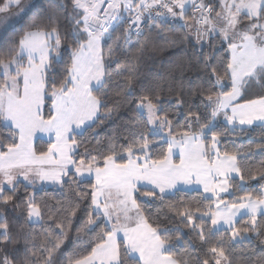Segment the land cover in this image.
Instances as JSON below:
<instances>
[{
	"label": "snow or ice",
	"instance_id": "6c2138e0",
	"mask_svg": "<svg viewBox=\"0 0 264 264\" xmlns=\"http://www.w3.org/2000/svg\"><path fill=\"white\" fill-rule=\"evenodd\" d=\"M36 7L0 0V264H264V0ZM154 36L179 77L140 78Z\"/></svg>",
	"mask_w": 264,
	"mask_h": 264
},
{
	"label": "trees",
	"instance_id": "16d2710c",
	"mask_svg": "<svg viewBox=\"0 0 264 264\" xmlns=\"http://www.w3.org/2000/svg\"><path fill=\"white\" fill-rule=\"evenodd\" d=\"M53 2L56 4H61L67 2V0H53ZM34 3L37 7L33 9V12L43 11L47 7L49 0H34ZM19 30L20 24L13 23L7 31H0V44H3L9 38L13 37L16 33L19 32ZM175 31L180 32L181 30L179 28H176ZM171 34V28L165 30V35ZM135 39L136 37H133V42L135 41ZM154 40V47H150L144 53V59L140 65V78L143 79L144 77L153 76L167 77L170 72L179 77L181 75V73L178 71L179 65L191 60L193 57V53L195 50L193 49L192 45L187 42L183 44L166 43L160 37L155 36ZM116 123H118V121L108 122L106 127L99 130V135L96 136V139H101L111 134V132L115 128ZM231 137L236 141L235 148H233L232 150L238 148L243 152L247 150L249 145L254 146L257 143L264 142V129H261L259 124H256L252 126L249 131L245 133H233L231 134ZM94 142L95 140H93V143ZM37 143L39 147H45L48 143V139L38 138ZM229 147L232 148V145H229ZM261 159H264V157L260 156L259 153H256L252 158V162L256 163ZM39 195L42 198L53 202L60 197V193L55 186L45 185L41 186ZM185 195H188L189 197H197L199 196V192L193 189ZM229 198L230 197L226 196V199ZM75 245L76 241L70 239L68 241L67 247L70 249ZM253 250L256 255L264 254V244H261L259 241H257L253 246Z\"/></svg>",
	"mask_w": 264,
	"mask_h": 264
},
{
	"label": "crops",
	"instance_id": "0c3cea01",
	"mask_svg": "<svg viewBox=\"0 0 264 264\" xmlns=\"http://www.w3.org/2000/svg\"><path fill=\"white\" fill-rule=\"evenodd\" d=\"M38 138H42V139H45L46 138V139H49V137L47 136V134H38L37 140H38ZM44 185L45 186H47V185L55 186V185H52V184H44Z\"/></svg>",
	"mask_w": 264,
	"mask_h": 264
},
{
	"label": "rangeland",
	"instance_id": "374dc122",
	"mask_svg": "<svg viewBox=\"0 0 264 264\" xmlns=\"http://www.w3.org/2000/svg\"><path fill=\"white\" fill-rule=\"evenodd\" d=\"M49 140V139H48ZM56 187V186H55Z\"/></svg>",
	"mask_w": 264,
	"mask_h": 264
}]
</instances>
